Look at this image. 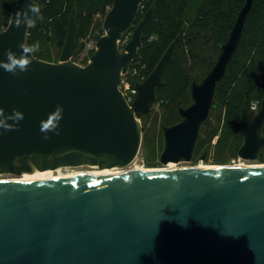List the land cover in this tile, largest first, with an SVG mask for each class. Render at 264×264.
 <instances>
[{
	"label": "water",
	"instance_id": "1",
	"mask_svg": "<svg viewBox=\"0 0 264 264\" xmlns=\"http://www.w3.org/2000/svg\"><path fill=\"white\" fill-rule=\"evenodd\" d=\"M44 1L15 0L10 21L0 31V60H6L7 49L19 56L18 45L29 46L31 25L17 28L15 16L29 3L41 12ZM143 1L113 0L104 33L85 65L72 60L79 47L73 9L58 62L31 53L26 72L13 75L0 68V109L5 112L0 120L15 128L0 129V175H14L0 179V264H264V165L16 179L35 169H110L135 160L142 143L140 118L151 112L179 41L136 83L138 93L128 103L120 86L157 0L124 50L120 42ZM253 4L246 0L216 62L192 82V102L179 108L180 121L162 126V164L193 159ZM57 106L63 108L59 134L41 132V121ZM13 109L23 114L18 123L8 121ZM240 132L238 156L258 159L264 149V98L253 116L243 107Z\"/></svg>",
	"mask_w": 264,
	"mask_h": 264
},
{
	"label": "rangeland",
	"instance_id": "2",
	"mask_svg": "<svg viewBox=\"0 0 264 264\" xmlns=\"http://www.w3.org/2000/svg\"><path fill=\"white\" fill-rule=\"evenodd\" d=\"M113 0H46V9L30 26L28 40L30 46L39 47L33 52L51 62H58L65 43L66 34L60 33L58 23L64 20L67 28L70 15L76 9L78 25L77 40L79 47L72 60L85 65L96 48L103 22L112 6ZM153 0H144L137 18L130 29L124 33L120 49L124 50L133 30ZM206 0H159L157 10L145 30L140 51L130 64L123 80L132 85L144 81L156 66L181 27L192 18L177 43L173 57L163 76V84L157 89V98L152 103L150 113L140 118L142 125V143L135 160L120 170L155 169L165 166L159 160L163 149L162 126L180 121L179 108L192 102L191 84L201 80L216 62L221 49L215 41L217 21L225 35L224 20L220 16H211L200 23V12L208 9ZM254 16L248 21L246 35L241 50L235 57V63L224 78L220 92L216 93L214 107L210 117L202 128L201 136L193 159L181 165L211 166L239 162L264 164V149L256 160H245L238 156L237 149L243 142L241 135V113L233 112V107L244 104L249 106V115L260 109L264 98V2L256 5ZM201 9H204L201 11ZM223 19V20H222ZM5 27V25H4ZM147 31V33H146ZM229 37V35H228ZM257 104L258 110H251ZM204 157V158H202ZM101 168L80 165L60 167L52 173L90 172ZM14 175L2 174L0 179L13 178ZM21 177V176H20Z\"/></svg>",
	"mask_w": 264,
	"mask_h": 264
},
{
	"label": "trees",
	"instance_id": "3",
	"mask_svg": "<svg viewBox=\"0 0 264 264\" xmlns=\"http://www.w3.org/2000/svg\"><path fill=\"white\" fill-rule=\"evenodd\" d=\"M155 0H153L154 2ZM207 3H208V9L204 10V9H201L204 10L202 12H200L201 16L198 18L199 22L200 23H205V21H207L211 16H214V17H217V16H220L221 18H223L222 22L225 23V29L227 28V32L225 33V35L221 32V29L220 28H216V26H222L219 22L220 21H217L214 25V28L216 30V34L214 35V38H215V41L219 44V47L221 49V45L224 44L227 40H228V35L230 34L233 26H234V23L237 19V16H238V13L239 11L242 9V7L244 6L246 0H206ZM14 2L15 0H0V31H2L4 28H6L8 22L10 21V18H11V14H12V7L14 5ZM152 2V3H153ZM264 0H254V4H253V7H252V10L251 12L249 13L247 19H246V23H245V26H244V30H243V34H242V38H241V41L239 43V46H238V49L233 57V59L231 60V62L229 63L228 65V68H227V71H226V74L225 76L219 81L218 85H217V91L216 93L219 91L220 92V88H221V85L223 83V80L224 78L227 76V73L230 71V69L232 68V65L233 63H235V57L237 56L238 52L241 50V46L244 42V39H245V35H246V28H247V25H248V20L254 16L253 12L254 10L257 8V4H259V6H261V3H263ZM151 3V4H152ZM159 4V0H157L156 2V5H155V13H156V10H157V6ZM44 9L47 8V4H46V0L44 1ZM151 6V5H150ZM149 6V7H150ZM148 7V8H149ZM43 9V10H44ZM41 10V12L43 11ZM76 10V9H75ZM147 11V10H146ZM154 13V15H155ZM71 16V15H70ZM143 17V16H142ZM141 17V19H142ZM140 19V20H141ZM139 20V21H140ZM192 18H189L187 24L185 23L181 29L179 30V33L177 34V36L175 37V39L177 37H179V40L182 36V34L184 33L187 25L191 22ZM64 27H60V33L61 34H66L67 35V31L65 28V23H64V20L60 21V23H58ZM5 25V27H4ZM149 25V24H148ZM146 30H148V26L146 28ZM101 33H99L98 35V38L104 33V31L101 29ZM29 32H30V29H29ZM147 33V31H146ZM145 38V33L143 35V40ZM174 39V40H175ZM173 40V41H174ZM172 41V42H173ZM171 42V43H172ZM28 45L30 46V42L28 40ZM143 45V44H142ZM140 51V50H139ZM160 60V59H159ZM158 63V62H157ZM138 83V82H137ZM216 98V97H215ZM215 103V102H214ZM216 105V103H215ZM248 104H244L243 107ZM216 107V106H215ZM243 107H239V105H236L233 107V112H240L241 115H242V110H243ZM248 113H249V106H248Z\"/></svg>",
	"mask_w": 264,
	"mask_h": 264
},
{
	"label": "clouds",
	"instance_id": "4",
	"mask_svg": "<svg viewBox=\"0 0 264 264\" xmlns=\"http://www.w3.org/2000/svg\"><path fill=\"white\" fill-rule=\"evenodd\" d=\"M39 12L40 7L38 5L29 3L27 8L24 9L22 13L18 12L16 14L14 20L15 26L19 28L22 24H26V27L31 25L33 23V16H38ZM38 47V45L27 46L24 43H20L18 45V48L22 49V52L19 56L13 50L7 49L4 53V55L6 56V60H0V68L13 75H17L18 70L19 72L28 71V67L32 63V57H29L28 54L33 53ZM62 112L63 108L61 106H57L55 111L49 114L48 119L46 121H41L40 131L45 134L50 131H55L56 134H59L58 125L59 121L62 119ZM4 115L5 112L0 109V116ZM7 116L8 121L12 120L16 123H18L24 118L23 114L16 109H13L12 114H9ZM0 129H3L4 131L15 130L14 127H12L9 123H5L3 120H0ZM2 134L3 132H0V135ZM44 138L47 139L48 136L45 135Z\"/></svg>",
	"mask_w": 264,
	"mask_h": 264
},
{
	"label": "bare ground",
	"instance_id": "5",
	"mask_svg": "<svg viewBox=\"0 0 264 264\" xmlns=\"http://www.w3.org/2000/svg\"><path fill=\"white\" fill-rule=\"evenodd\" d=\"M264 164H257V163H246V162H239V163H233V164H226V165H217V166H211L207 165L205 163H201L198 165H181L178 163L170 162L166 164L165 166L162 167H157L155 169H127L125 171H142V170H156V169H169V168H177V167H196V168H215V167H220V166H244V167H249V166H260ZM119 168H124V167H114L110 169H100V170H94L90 172H72L68 174L64 173H59V175H55L52 173V170H46V171H38L34 170L31 173H24L21 177H15L16 179H22V180H42V179H48V178H55V177H67V176H73V175H80V174H91V175H107V174H112V173H117V172H124V170H120Z\"/></svg>",
	"mask_w": 264,
	"mask_h": 264
},
{
	"label": "built area",
	"instance_id": "6",
	"mask_svg": "<svg viewBox=\"0 0 264 264\" xmlns=\"http://www.w3.org/2000/svg\"><path fill=\"white\" fill-rule=\"evenodd\" d=\"M120 89L122 90L126 100L128 101V103H132V101L135 99L138 90L136 88V84L132 85L131 83H129L128 81L123 80L122 84L120 86ZM259 106H257V104H254L251 106V110L256 111L258 110Z\"/></svg>",
	"mask_w": 264,
	"mask_h": 264
}]
</instances>
